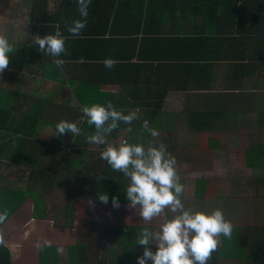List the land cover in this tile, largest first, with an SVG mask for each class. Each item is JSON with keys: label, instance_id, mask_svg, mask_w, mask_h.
Here are the masks:
<instances>
[{"label": "crops", "instance_id": "crops-1", "mask_svg": "<svg viewBox=\"0 0 264 264\" xmlns=\"http://www.w3.org/2000/svg\"><path fill=\"white\" fill-rule=\"evenodd\" d=\"M30 1L16 12L7 0L0 6L13 13L0 17L12 54L29 45L25 65L0 75V108L11 113L0 119V189L26 195L0 224V255L9 254L10 264H40L35 245L47 239L48 264H137L138 232L158 230L161 220L146 224L128 207V179L100 158L104 145L86 143L94 126L85 120L80 136L52 135L60 120L80 121L82 105L111 101L139 109V119L121 123L108 141L147 147V119L176 158L185 207L219 208L232 223V238L220 237L208 264H264V0H91L86 28L59 57L63 68L33 42ZM58 1L46 8L57 11L54 30L62 31L80 17L76 0L63 8ZM106 57L117 61L112 70ZM257 147L247 161L246 150ZM38 171L49 176L39 179Z\"/></svg>", "mask_w": 264, "mask_h": 264}, {"label": "clouds", "instance_id": "clouds-1", "mask_svg": "<svg viewBox=\"0 0 264 264\" xmlns=\"http://www.w3.org/2000/svg\"><path fill=\"white\" fill-rule=\"evenodd\" d=\"M76 4L80 18H74L70 24L65 22L69 36L62 34L59 26L54 34L41 36L37 33L32 36L41 53L56 58L53 63L58 68H63L65 63L59 57L68 54L66 41L70 37H80L87 26L91 0H76ZM14 51V45L5 35L0 34V75L9 68L10 54ZM116 63L112 57L103 60L104 67L108 70H112ZM81 111L83 115L80 121L60 120L52 135L63 136L70 133L80 136L82 130L78 124L85 120L89 126H94V131L85 137L86 143L104 145L100 158L113 171L122 173L128 179V207L138 210L139 218L146 224L157 218L161 220L158 230L144 227L138 232L135 244L143 247V253L137 257V264H148L149 261L151 264H208L213 252L221 244L220 237L229 240L232 238L233 225L219 208L204 212L185 207L181 199L184 185L180 181L176 158L167 151L164 143H157L159 131L145 119L141 127L152 138L147 147L143 143H130L127 139L110 143L108 137L121 123L131 125L139 119V109H118L108 101L106 104L82 105ZM128 130L131 131V128ZM97 195L100 202L109 203L106 192H98ZM111 203L114 208L120 207L117 196H112ZM88 204L93 205L94 202L89 199ZM168 213L172 215L169 216ZM8 215V209L0 210V224L7 220ZM3 244L4 238L0 234V245ZM152 244L155 245V251L149 247ZM35 246L43 252L52 247V242L45 239L37 241ZM56 250L62 253L63 247L57 246Z\"/></svg>", "mask_w": 264, "mask_h": 264}, {"label": "trees", "instance_id": "trees-1", "mask_svg": "<svg viewBox=\"0 0 264 264\" xmlns=\"http://www.w3.org/2000/svg\"><path fill=\"white\" fill-rule=\"evenodd\" d=\"M47 1L49 0H31L30 1V12H29V22L33 23H37L34 25V30L36 32V34L38 33V31H49L50 34H54V32L56 30H54V17L56 15V12H50L47 11L48 9L46 8L50 3H48ZM64 1L65 0H59L58 1V7L63 8L64 6ZM60 14V11H59ZM61 16L62 17H68L67 13H64L61 11ZM43 24H49V25H44ZM60 27V25H59ZM60 29V28H59ZM62 34H64L65 36H69V34L67 33L66 29H63ZM71 38V37H70ZM30 39V38H29ZM29 45L26 44L24 45L23 48L19 49L15 54H11L10 57L12 55H15L12 59V63H11V67L16 68V64L18 65V70L22 68V66L25 65V60H26V54L29 53ZM2 102V100H1ZM10 111L8 109H6L5 107H1L0 108V119L2 118H10ZM193 130H201L197 127H195V129ZM260 151V148H251L246 150L247 156H246V160L249 161L250 159L253 158V155H257ZM22 153L17 152V154L15 156L18 155V157L21 156ZM252 155V156H251ZM13 156L11 158V160H14ZM252 166V164H250ZM36 176L39 179L45 178L46 176H49L48 174L45 173H41L40 171H38V173H36ZM23 195V194H22ZM21 193H18L16 191L13 190H9V189H0V209L3 210V204L4 207L6 209H8L9 213L12 214L22 203V199L21 197H26V195L22 196ZM19 201L20 203H17L16 201ZM9 254H6L4 256L0 255V264H10L9 261ZM40 264H48L49 262V252L46 251V253L41 252L40 251Z\"/></svg>", "mask_w": 264, "mask_h": 264}, {"label": "rangeland", "instance_id": "rangeland-1", "mask_svg": "<svg viewBox=\"0 0 264 264\" xmlns=\"http://www.w3.org/2000/svg\"><path fill=\"white\" fill-rule=\"evenodd\" d=\"M1 1H2V3H1ZM7 2H8V5H14V7H15V12H16V6L18 7L19 5L21 6V8H23V7H28L29 6V0H7ZM6 3H5V0H0V6L1 5H5ZM13 7V8H14ZM2 11V10H1ZM19 12H22V11H19ZM13 15V13H11V14H2V13H0V17H3L5 20L8 18V17H11ZM14 15H15V17L17 16V17H21V14L20 13H14ZM12 20V19H11ZM5 22H3V23H0V33L1 34H5L4 33V26H5ZM3 170V172H5V169H2ZM74 226H75V224H74ZM73 226V227H74ZM34 258H35V256H34ZM64 263V262H63ZM31 264H35V259H33V262L31 263ZM65 264V263H64Z\"/></svg>", "mask_w": 264, "mask_h": 264}]
</instances>
